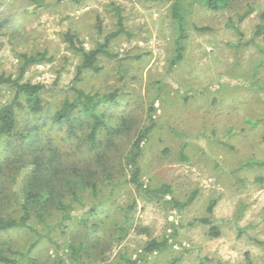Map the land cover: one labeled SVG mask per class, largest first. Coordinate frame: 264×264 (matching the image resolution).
I'll use <instances>...</instances> for the list:
<instances>
[{
    "label": "rangeland",
    "instance_id": "374dc122",
    "mask_svg": "<svg viewBox=\"0 0 264 264\" xmlns=\"http://www.w3.org/2000/svg\"><path fill=\"white\" fill-rule=\"evenodd\" d=\"M178 1L185 7L187 39L183 60L170 70ZM115 7L129 36L111 43L117 58L101 57L99 74L84 72L77 80L81 57L66 34L95 49L118 29ZM263 13L264 0H232L216 12L201 0H0V73L15 78L20 54L46 51L54 61L30 67L23 80L47 87L43 98L53 111L73 95V84L101 96L117 92L119 106L107 114L131 121L113 150L120 158L152 116L141 179L172 191L162 200L143 198L127 184L131 172L125 167L114 194H101L95 216L88 212L95 203L90 196L70 220L54 212L47 225L33 223L35 231L10 230L1 238L24 251L36 244L38 264H264V40L251 42ZM12 94L0 87V107ZM52 138L61 141L56 130ZM81 157L79 151L76 159ZM29 170L17 177L16 193ZM195 192L184 209L166 202L175 197L186 203ZM213 200L218 237L196 222L209 216ZM163 239L167 250L144 253L149 242Z\"/></svg>",
    "mask_w": 264,
    "mask_h": 264
},
{
    "label": "trees",
    "instance_id": "16d2710c",
    "mask_svg": "<svg viewBox=\"0 0 264 264\" xmlns=\"http://www.w3.org/2000/svg\"><path fill=\"white\" fill-rule=\"evenodd\" d=\"M34 1L39 4L41 0ZM201 1L208 10L215 12L226 10L232 4V0ZM184 8L179 1L172 7L178 36L170 70L184 58V41L187 39ZM114 11L117 31L106 35L93 50L82 46L75 35L66 34L70 49L81 57L77 80H82L84 72L99 74L103 70L101 57L117 58L110 51L111 43L121 35L129 36L121 8L115 7ZM247 16L248 13L241 16L239 23ZM260 19L252 43H256V38L264 40V13ZM234 28L240 32L238 25H234ZM196 30L207 32L209 29L197 27ZM20 59L23 63L17 77L0 73V87H7L13 93L11 99L0 107V264H38V258L32 254L36 244L24 251L12 246L10 241L3 240L2 234L25 228L35 231L33 223L47 225L54 212L61 213L63 221L70 220L75 208L85 205L90 196L95 203L88 212L95 216L103 204L99 200L101 194L105 190L109 192L107 198L114 194L121 184L117 183V175L125 167L131 172L127 184H132L143 198L149 201L154 198L162 200L165 195L172 194L169 186L154 189L149 182L141 179L139 161L143 144L149 140L155 127L152 116L148 118L147 124L138 129L130 148H126L127 153L123 152L120 158L113 150L118 146L117 139L125 131H130L131 121L127 116L107 114L109 107L119 106L117 92L101 96L73 84L70 87L73 95H67L59 109L53 111L51 103L43 98L47 87L23 79L30 67L52 63L54 57L44 51L32 55L22 53ZM55 130L61 136V141L52 138ZM79 151L82 157L76 159ZM25 168L30 170L23 176L20 193H16L13 186ZM195 196L196 192L186 203H180L175 197L166 202L181 210L189 206ZM215 206L216 201L213 200L207 209L209 216L196 222L210 226V234L218 237L220 229L211 218ZM168 247L167 239L152 240L144 253L163 252ZM73 250L75 254L79 252L78 249ZM126 264H139V260L127 259Z\"/></svg>",
    "mask_w": 264,
    "mask_h": 264
}]
</instances>
